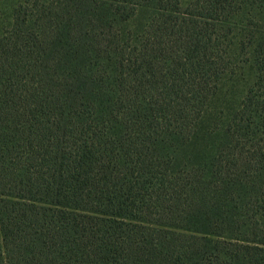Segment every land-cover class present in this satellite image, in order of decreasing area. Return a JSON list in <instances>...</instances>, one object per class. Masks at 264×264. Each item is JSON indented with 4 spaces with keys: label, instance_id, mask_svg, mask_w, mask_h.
Returning <instances> with one entry per match:
<instances>
[{
    "label": "trees",
    "instance_id": "1",
    "mask_svg": "<svg viewBox=\"0 0 264 264\" xmlns=\"http://www.w3.org/2000/svg\"><path fill=\"white\" fill-rule=\"evenodd\" d=\"M0 264H264V0H0Z\"/></svg>",
    "mask_w": 264,
    "mask_h": 264
},
{
    "label": "rangeland",
    "instance_id": "2",
    "mask_svg": "<svg viewBox=\"0 0 264 264\" xmlns=\"http://www.w3.org/2000/svg\"><path fill=\"white\" fill-rule=\"evenodd\" d=\"M3 9H5V10H6V7H4Z\"/></svg>",
    "mask_w": 264,
    "mask_h": 264
}]
</instances>
